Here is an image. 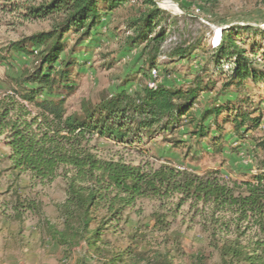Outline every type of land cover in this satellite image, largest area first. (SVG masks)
Here are the masks:
<instances>
[{"label":"trees","instance_id":"1","mask_svg":"<svg viewBox=\"0 0 264 264\" xmlns=\"http://www.w3.org/2000/svg\"><path fill=\"white\" fill-rule=\"evenodd\" d=\"M126 1L0 0L3 9L22 18L51 23L49 30L6 49L31 56L34 62L30 69L6 77L0 84V142L9 149L8 170L15 176L28 174L34 184L49 185L57 178L64 183V199L55 204L58 224L43 217L40 201L22 197L16 190L8 199L0 197V214L19 223L27 214L36 216L41 233L67 256L84 245V252L90 250L104 259L101 264L144 260L176 264L169 251L148 259L141 247L152 239L149 233L166 234L186 205L189 220L206 234V248L196 256V263L216 254L218 264H264V158L257 163L254 175L232 177L218 168L198 172L167 159L133 164L121 157H103L95 144L104 139L146 153L139 146L176 132L178 137L167 142L183 158L198 159L195 147L220 155L226 142L225 125H231L242 139L260 124L259 104L264 97L254 103L249 94L240 91L248 90L249 85L256 92L264 91V39H247L264 35V31L229 26L222 29L216 45L209 40L211 32L204 47L210 54L211 69H200L175 87L158 79L155 87H149L152 69L161 67V75L171 76L169 65L191 58L195 45H180L165 53L162 48L171 15L153 0H143L144 7L127 23L125 38L127 48H140L144 58L137 71L140 81L128 91L127 85L133 83L125 79L115 93L95 103L82 101L70 110L67 101L79 74L73 71L80 66L78 47L84 42L92 44L105 26L102 19ZM70 35L75 36L71 46L66 41ZM242 44H248L249 49ZM161 58L165 60L159 61ZM216 80L221 88L215 95L234 91L235 96L213 98L195 113L193 106L200 103L202 93L212 91ZM183 126V131L179 130ZM183 136L188 138L183 140ZM203 140H207L205 148ZM253 140L264 151V138ZM142 199L157 202L151 212L150 231H135L125 248L110 254L106 234L118 232L126 210ZM79 264L85 263L80 260Z\"/></svg>","mask_w":264,"mask_h":264},{"label":"rangeland","instance_id":"2","mask_svg":"<svg viewBox=\"0 0 264 264\" xmlns=\"http://www.w3.org/2000/svg\"><path fill=\"white\" fill-rule=\"evenodd\" d=\"M157 6L165 10L171 16L168 38L163 45V51L168 53L180 45L192 46L194 54L186 60H180L169 65V75H161L159 82L177 86L189 81L200 69H211L210 54L204 50L209 39L210 42L218 41L221 31L229 26H252L264 31V0H214L213 5H202L189 0H153ZM144 7L143 0H127L122 6L102 19L105 24L100 33L95 36L92 44H81L76 53L80 59V66L73 68L79 71L77 86L68 99L70 110L79 107L82 101L98 102L103 96L115 93L125 79H130L127 90L140 81L137 74L143 64L144 58L140 56V48L129 50L125 43L128 21L137 15L139 9ZM50 20H30L18 16L17 13L3 9L0 4V84L9 76L18 75L23 69L34 66L33 58L14 50H6L11 43L22 41L26 37L47 31L50 28ZM215 37V38H214ZM255 37L256 40L264 39L262 33ZM75 36L66 38L68 45L74 43ZM248 41V40H247ZM87 45V46H86ZM241 47L249 49L248 44ZM29 49L30 46H28ZM161 58L159 61H164ZM160 69H162L160 67ZM207 75V74H205ZM142 81V80H141ZM144 83V82H143ZM131 87V89H130ZM221 88V82L216 80L212 91L204 92L200 96V103L194 105L192 110L199 113V108L208 105L209 100H217L234 97L235 92H226L223 95H215ZM251 85L248 90L242 88L241 95L249 94V97L258 103L260 97H264L263 89L256 92ZM218 97V98H217ZM261 121L257 128L250 130L242 139L232 130L231 125H225L226 142L220 155L207 153L208 149L199 150L193 148L198 159L183 158L172 149L170 141L177 138L175 132L172 135L156 136L146 145L139 146L146 149V153L134 149H125L108 140H96L98 152L103 157H121L126 162L133 164L143 162L159 163L160 160H170L175 165L184 166L201 172L209 168H218L224 174L232 177H250L257 170L260 159L264 158V151L255 146L253 137L264 138V100L260 102ZM258 115V113L256 114ZM184 125L188 123L185 120ZM185 127L179 130L183 131ZM188 137L183 136L186 140ZM205 148L207 140L201 143ZM9 149L0 142V197L8 199L11 192L16 190L22 197H28L40 201L43 217L52 223H59L55 204L64 199V183L57 178L49 185L34 184L28 174L15 173L8 170L9 161L6 159ZM158 158L160 160H158ZM157 208V202L148 199L139 200L133 208L124 213V223L116 233L106 234L109 246L106 251L110 254L125 248L128 245V237L135 231L148 233L152 225L151 212ZM150 242L141 247L148 259L169 251L173 262L176 264H218L216 254L203 263H196V256L204 252L206 248V234L198 224L189 220L187 206L184 205L178 211L175 220L166 234L149 233ZM84 246V245H83ZM70 251L69 255L63 254L61 248L41 233L38 218L32 214L25 215L19 223L5 215L0 214V264H101L103 258L90 250L84 252V247ZM208 250H206L207 252ZM145 258V259H146ZM132 264H148L147 260L133 262Z\"/></svg>","mask_w":264,"mask_h":264},{"label":"built area","instance_id":"3","mask_svg":"<svg viewBox=\"0 0 264 264\" xmlns=\"http://www.w3.org/2000/svg\"><path fill=\"white\" fill-rule=\"evenodd\" d=\"M219 39H220V37H219ZM218 42H219V40L218 41H213L212 44L216 45ZM150 75H151V78L149 79L147 84H148L149 87H155V84H156L155 79H159L161 77V69H160V67H156V68L152 69L151 72H150Z\"/></svg>","mask_w":264,"mask_h":264},{"label":"crops","instance_id":"4","mask_svg":"<svg viewBox=\"0 0 264 264\" xmlns=\"http://www.w3.org/2000/svg\"><path fill=\"white\" fill-rule=\"evenodd\" d=\"M172 82H170V84H167L166 82H164L163 84H165V85H167V86H171L172 84H171Z\"/></svg>","mask_w":264,"mask_h":264},{"label":"water","instance_id":"5","mask_svg":"<svg viewBox=\"0 0 264 264\" xmlns=\"http://www.w3.org/2000/svg\"><path fill=\"white\" fill-rule=\"evenodd\" d=\"M159 7V6H158ZM160 8V7H159Z\"/></svg>","mask_w":264,"mask_h":264}]
</instances>
